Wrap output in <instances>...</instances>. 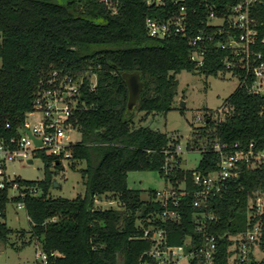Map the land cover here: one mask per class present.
Listing matches in <instances>:
<instances>
[{
    "label": "trees",
    "instance_id": "obj_1",
    "mask_svg": "<svg viewBox=\"0 0 264 264\" xmlns=\"http://www.w3.org/2000/svg\"><path fill=\"white\" fill-rule=\"evenodd\" d=\"M237 1L211 3L222 10ZM253 9L260 37L264 38V4L256 3ZM163 15L162 6L148 5L146 0H119L116 12L103 0H0V137L18 133L34 107V92L43 76L64 69L84 73L86 78L81 96L84 102L72 118L81 133L72 166L86 163L82 169L85 193L74 198L51 196L49 168L60 164L54 165V156L43 152L39 156L46 161V178L25 180L42 193L23 198L30 222V240L23 244L35 239L49 254L45 263L36 260L33 264H154L150 257L143 260L152 247V241L144 237V228L151 224L165 227L170 245H180L188 236L195 245L200 244L205 233L197 231L194 214L204 210L216 216L207 227L217 236L213 264H230L232 260L234 264H264V258L258 260L254 255L255 242L250 243L245 260L232 259L230 249L234 242L230 236L243 238L260 219L257 242L264 250V211L250 219V200L264 193V164L256 168L243 165L227 188L211 198L208 208L193 204V174L217 169L219 154L213 146L218 139L242 146L254 141L259 148L264 147V95L239 86L225 99L233 106L230 115L219 121L207 114L204 124L192 131L188 147H198L202 152L196 168L178 167L171 175L162 168L165 150L174 148L178 140L136 123L139 112L167 113L172 109L178 72L217 75L229 71L223 63L229 53L215 45L205 64L198 67L190 58L186 36L150 37L146 19ZM256 49L264 53V43L257 44ZM124 72H138L144 82L131 109ZM94 74L97 84L90 90ZM180 160L183 162L182 157ZM132 171H158L166 183L171 181L176 188L183 184L178 208L181 217L163 220L166 207L156 198L157 189H149L144 197L142 189L130 187L128 175ZM104 195L117 200L119 207L96 206L95 200ZM7 201V190H0L2 208ZM2 216L6 217V210ZM13 234L14 229L0 221V241L10 243ZM119 253L124 256L123 263L118 262Z\"/></svg>",
    "mask_w": 264,
    "mask_h": 264
},
{
    "label": "built area",
    "instance_id": "obj_2",
    "mask_svg": "<svg viewBox=\"0 0 264 264\" xmlns=\"http://www.w3.org/2000/svg\"><path fill=\"white\" fill-rule=\"evenodd\" d=\"M103 1L111 7L112 12L117 11L119 0ZM146 2L151 6H162L164 11L161 17L149 16L146 19L145 26L150 37L164 39L176 34L186 36L191 48L190 58L198 67L205 64L212 45L224 49L229 55L223 59V63L228 72L238 78L239 86L247 87L253 94L264 95V53L256 49L257 44L264 43V38L260 37L258 19L253 9L256 3L264 4V0H238L222 10L211 0ZM237 69L242 75L236 73ZM85 81L84 73L52 70L37 85L34 107L27 113L18 133L10 138L0 137V190H7V204L13 202L17 208L26 210L23 198L27 194H41L38 187L26 183L18 175L15 170L17 164L30 165L42 152L54 156V165H63L64 160H72L74 147L81 140L74 142L72 139L71 133L79 131L72 118L84 102L81 96ZM96 84L97 76L94 74L90 90H94ZM232 111L233 106L224 101L217 110L216 120H224ZM197 118L200 119L199 116ZM213 148L219 154L217 169L209 173L196 170L193 174L196 185L193 204L196 207L208 208L211 198L227 188L228 181L241 173L243 165L256 168L264 164V147L259 148L254 141L242 146L240 142L229 143L218 139ZM193 149L186 146L187 151ZM183 152L184 147L180 143L165 150L166 161L162 168L166 174L171 175L178 167L186 168L180 160ZM165 184L156 193V198L166 207L161 217L163 220H177L181 217L178 208L184 186L182 184L176 188L171 181ZM263 197L264 193H260L250 200V219L263 213ZM2 210H7V205L2 208L0 203V221L4 219ZM215 218L207 210L194 214L197 231L205 233L203 240L196 245L192 236H188L180 245H170L165 227L153 224L145 227L144 237L152 241L146 257L154 260V264H213L218 247L217 236L209 233L207 227ZM261 225L259 219L244 233L243 238L230 236L234 240L230 248L234 252V260L248 258L250 243L258 244ZM48 257L45 251L36 253V259L44 263Z\"/></svg>",
    "mask_w": 264,
    "mask_h": 264
},
{
    "label": "rangeland",
    "instance_id": "obj_3",
    "mask_svg": "<svg viewBox=\"0 0 264 264\" xmlns=\"http://www.w3.org/2000/svg\"><path fill=\"white\" fill-rule=\"evenodd\" d=\"M1 64L0 57V66ZM177 78V94L174 97L172 109L167 113L139 112L136 116V123L159 129L167 133L174 141L177 139L178 143L184 147L183 166L194 168L199 163L202 152L198 147H195L193 151L186 150V146L192 141V131L195 127L204 124L207 114H212L214 119L217 118L218 108L229 95L238 89L239 80L230 72L207 75L188 70L178 72ZM182 102L185 103L184 106H181ZM198 116L200 119L197 118ZM71 136L74 142L81 139V133L77 130L72 132ZM72 161L64 160L63 165L59 167L50 166L49 170L52 171L51 196L74 198L85 193L82 169L86 167V163L79 162L73 167ZM15 170L24 180H42L46 178L47 165L45 159L39 156L30 165L17 164ZM55 181L58 184H55ZM165 183V179L158 171H132L128 175L129 186L142 189L144 197H147L149 189H163ZM39 192L42 193V189ZM262 200L264 202V197ZM95 205L102 208L119 207V202L104 195L95 200ZM3 220L14 229V234L10 238V243L0 241V264H33L37 260L36 253L42 249L35 239L31 243L23 244L30 240V222L27 211L17 208L15 203L10 202L7 204L6 217ZM22 231H25L24 235ZM254 255L258 260L264 258V250L258 244L254 245ZM118 262H124L122 253H119ZM230 264H234L233 260Z\"/></svg>",
    "mask_w": 264,
    "mask_h": 264
},
{
    "label": "water",
    "instance_id": "obj_4",
    "mask_svg": "<svg viewBox=\"0 0 264 264\" xmlns=\"http://www.w3.org/2000/svg\"><path fill=\"white\" fill-rule=\"evenodd\" d=\"M128 89H129V100H128V107L131 109L133 108L139 99L140 93L144 88V82L141 79V74L138 72H124L122 74ZM185 103L182 102L181 106H184ZM55 184H58L55 181ZM146 259V254H144L143 260Z\"/></svg>",
    "mask_w": 264,
    "mask_h": 264
}]
</instances>
